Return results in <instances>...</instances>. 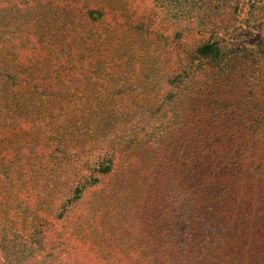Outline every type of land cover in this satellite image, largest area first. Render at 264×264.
Listing matches in <instances>:
<instances>
[{"label":"rangeland","instance_id":"374dc122","mask_svg":"<svg viewBox=\"0 0 264 264\" xmlns=\"http://www.w3.org/2000/svg\"><path fill=\"white\" fill-rule=\"evenodd\" d=\"M76 3L70 17L62 0H0V228L24 233L31 209L48 213L52 264H264L246 216L225 244L180 238L177 200L183 170L217 148L256 132L251 146L264 149L261 0H200L178 17L161 0ZM212 38L223 56L198 58ZM60 143L84 172L106 156L113 166L57 218L77 177L49 182Z\"/></svg>","mask_w":264,"mask_h":264},{"label":"trees","instance_id":"16d2710c","mask_svg":"<svg viewBox=\"0 0 264 264\" xmlns=\"http://www.w3.org/2000/svg\"><path fill=\"white\" fill-rule=\"evenodd\" d=\"M62 1L68 7L65 14L69 16L73 7L75 6L76 9V6H79L76 3L77 0ZM161 2L167 15L173 14L177 17L179 14L186 15L191 10L200 8V0H161ZM258 8L261 12L259 17L262 20L264 19V0H261ZM78 11L81 14L83 8ZM95 12L90 9L87 14L95 18L93 16ZM257 25L262 26L260 21ZM196 55L198 58L216 61L223 56L222 43L219 38L207 39L197 46ZM4 74L11 80L18 79V75L9 70H5ZM26 79V76L22 77V80ZM35 79L39 82L45 80L38 73H36ZM35 82L34 80L31 83L37 90L48 89L45 84ZM22 83L27 84L28 81H22ZM37 92L41 94L40 91ZM254 135L256 132L249 133L248 139L244 141V144L247 142V145L243 147H238L242 142L241 139H238L237 147H228L227 153L220 148L212 153L213 156L209 154L206 156L202 151H199L201 156L207 157V160L201 161L196 169L183 170L186 176L182 177V191L179 194L180 197L177 198L182 227V233L179 230L178 234L180 238L184 239L191 233L194 234L192 238L196 241L217 240L218 244H225L226 240L234 239L238 235H234L232 230L239 217L241 220L242 216L248 217L244 223L249 227L253 226L257 231V234L253 236L254 241L264 237V166L259 161L264 159V149L256 150L254 149L255 145L251 146V142H255ZM66 146L60 143L49 152L50 158H53L55 162L53 170L48 172L50 183L56 185L60 183V178L70 176L73 172L74 176H77L69 182V193L61 196L60 201L54 207L53 215L57 218L63 216L69 205L80 198L87 188L99 181V174L109 172L113 166L112 157L106 156L94 165L85 166L86 172H84L83 169H78L77 165L68 160L71 157L68 155ZM235 148L236 150L231 152L230 149ZM257 152L260 159L256 162ZM231 155L235 157L232 162ZM240 159H244V162ZM38 168L44 174L48 167L45 163H40ZM60 168L61 170H59ZM6 174L9 172L7 171ZM18 174L21 176V170ZM39 185L41 186V183ZM31 216L32 227L24 233L16 230L7 232L6 229L0 228V264H52L54 262H51L50 255L47 256L48 252H45L47 244H52L48 243L45 231L48 213L40 212L39 214L31 209ZM221 227H224L223 232ZM230 230L231 233L227 235ZM210 252L214 253L215 251L210 250Z\"/></svg>","mask_w":264,"mask_h":264}]
</instances>
